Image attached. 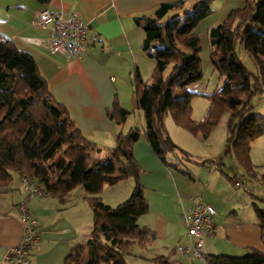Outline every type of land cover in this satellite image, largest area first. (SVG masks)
I'll return each mask as SVG.
<instances>
[{
	"label": "trees",
	"instance_id": "1",
	"mask_svg": "<svg viewBox=\"0 0 264 264\" xmlns=\"http://www.w3.org/2000/svg\"><path fill=\"white\" fill-rule=\"evenodd\" d=\"M35 1L48 4L50 0ZM240 1L239 7L207 30L208 60L221 86L220 94L211 95V106L200 121L190 117L193 92L187 88L201 77L200 46L193 30L211 13V0L164 2L151 14L133 18L142 31L140 50L153 61L151 74L144 81L135 71L131 108L114 101L105 114L120 128L134 110L140 111L143 127L125 133L118 130L111 148H101L79 133L68 109L48 92L32 56L0 35V193L15 176L34 179L59 202L75 187L82 189L91 213L89 234L85 242L69 249L63 264H126L124 257L133 245L145 247L154 241V231L137 224L147 211L138 181L140 169L132 153L139 137L165 168H174L181 160L211 166V161L194 159L174 144L164 128L166 114L189 134L205 137L216 123L217 112L228 108L226 150L216 162L231 149L246 183L264 181L248 154L250 143L264 134V118L246 116L251 99H264V0ZM236 44L253 60V73L237 59ZM126 178L132 179L133 187L122 202L111 206L97 196L104 186ZM233 178H228L231 183ZM251 205L262 249L247 248L241 256L209 254L205 264H264V207ZM173 254L170 250L150 261L183 264L180 259L170 260Z\"/></svg>",
	"mask_w": 264,
	"mask_h": 264
},
{
	"label": "crops",
	"instance_id": "2",
	"mask_svg": "<svg viewBox=\"0 0 264 264\" xmlns=\"http://www.w3.org/2000/svg\"><path fill=\"white\" fill-rule=\"evenodd\" d=\"M175 1L178 0H50L48 4H40L35 0H0V35L32 56L39 73L46 80L48 92L68 109L79 133L101 148H111L115 145L118 130L125 133L132 128L143 127L140 111L137 113V123L127 125V119L120 128L105 114L114 101L128 109L126 105L130 103L133 74L137 71L142 77L145 72L141 69L146 70L151 61L140 50L142 31L133 18L151 14L160 3ZM241 4L240 0H211V14L221 21L229 10ZM43 9L60 12L64 16H78L87 24V35L94 36L95 42H89L83 54L71 59L52 51L49 46L51 26L31 25L35 14ZM195 88L194 83L187 90L192 92ZM163 120L166 125L165 116ZM174 128L175 138H171L167 132L168 136L174 144L189 152L192 143L188 135ZM178 135L187 143L189 141V147L175 140ZM194 137L203 140L199 133ZM132 153L140 169L138 181L147 204V211L138 217L137 224L152 229L155 234L151 244L139 247L146 254L132 258L152 264L150 260L153 257L166 256L176 244L184 242L183 225L179 228L182 223L180 214L189 206L191 196L187 198L183 190L179 189L172 174L173 168L162 166L142 137L134 143ZM102 155L103 152H99L98 156ZM187 173L185 175L182 171L185 178L192 179L191 172ZM132 187V179H122L113 185L104 186L97 196L105 204H117L128 197ZM222 193L229 191L224 189ZM85 195L80 187H75L63 202L49 195L34 196L25 201V206L36 219L39 234L30 248L29 264H63L69 249L85 242L91 224ZM195 197L202 200L203 196L199 193ZM22 200V186L19 177L15 176L8 189L0 193V264H3L9 249L21 241L22 223L17 205ZM212 201L213 196H208L206 203L213 206ZM221 201L218 210L214 208L215 216L217 211L218 216L223 212L225 215L219 221L215 220L211 234L205 239L214 238L216 242H222L219 245L233 251L246 252L247 248L261 250L257 218L252 206L251 211L247 207L243 210L227 200ZM242 210L243 213L239 215ZM216 228L219 234H216ZM232 250L216 253L219 250L215 243L206 247L203 243L205 256L231 255ZM175 255L174 251L170 260L180 259L175 258ZM197 261L205 264L203 260Z\"/></svg>",
	"mask_w": 264,
	"mask_h": 264
},
{
	"label": "rangeland",
	"instance_id": "3",
	"mask_svg": "<svg viewBox=\"0 0 264 264\" xmlns=\"http://www.w3.org/2000/svg\"><path fill=\"white\" fill-rule=\"evenodd\" d=\"M220 21L216 19V15H212L211 13L202 18L195 26L194 32L197 34L198 42L200 46V50L198 52V56L200 59V70H201V77L200 79L195 83L196 88L193 93L189 97V105H190V117L194 121H200L201 119L206 116L212 102V97L217 96L220 94V86H221V78H219L218 74L213 70L211 67L209 60H208V40H207V31L206 34H204L205 30L209 29L212 26H215ZM209 26V27H208ZM205 38V40L203 39ZM235 54L239 62L243 65V67L249 71L254 72L255 71V64L253 60L248 56V54L238 45H235L234 48ZM152 61V60H151ZM149 61V66L152 64L153 61ZM148 66V67H149ZM151 67L142 68V72H145L143 74L142 80L147 81L151 74ZM132 91V87H131ZM190 92V91H189ZM174 93L177 95L179 94L178 90H175ZM213 94V95H212ZM212 95V97H211ZM264 99H251L250 105L251 108L246 112L247 115H258L264 118ZM262 104V105H261ZM126 107L128 109L131 108V104L127 103ZM138 111L134 110L133 113L130 115L128 120L126 121V124L129 123L135 124L137 123V115ZM229 109L228 108H222L217 112V118L216 123L213 127L210 128L209 132L206 134L205 137L202 136L201 133H199L200 136H202L203 140H199L198 138H195L194 135L189 134L186 130H183L182 128L175 126L173 124L172 119L168 114L165 115L166 119V125H164V128L166 132L174 137V132L172 128L177 129V131H180L181 133H185V135H188L189 141L192 143L190 146V151L188 152L192 158L197 160H209L211 161V166H202L195 162H188L181 160L177 163V165L172 169V174L174 175V178L179 186V189L183 190L184 194L188 198L191 196V198H194L195 195H198L201 193L202 200L206 202V199L208 196H213L212 204L214 208L218 210L220 203H222L221 199L223 201L227 200L231 202L232 204H236L238 208H243V210L246 209L250 210L251 204H256L259 208L264 207V181L263 182H252L249 185V191L246 193L241 187H234L233 183L230 184V181L228 178L235 177L239 174V167L238 164L235 162L233 154L226 153L222 161L220 163H217L216 161L222 157L224 151L226 150V137L228 135L227 129H226V123L229 117ZM164 122V120H163ZM126 125V126H127ZM172 127V128H170ZM178 143H182L184 146L189 147V141L183 140L182 137H177L175 139ZM203 141V142H202ZM231 147V146H230ZM249 158L250 161L253 163V165H256L258 168V173L264 174V134L258 136L255 138L249 145ZM220 169V170H218ZM183 172H191L192 179H187L182 174ZM222 171V172H221ZM228 190L229 193H222L223 190ZM229 195V196H228ZM126 199V198H125ZM125 199H121L118 201L119 203L122 202ZM118 204V203H117ZM108 205V204H107ZM116 204L113 203L111 206H115ZM244 206V207H243ZM252 208V207H251ZM243 210L239 213L241 215L243 213ZM251 211V210H250ZM217 215L215 216V220L219 221L220 218L224 217V212L221 213V216H218V211L216 212ZM216 225L218 226L217 222ZM182 223L179 224V228H181ZM216 226V227H217ZM218 228H216V234H219ZM218 238V235H217ZM205 247L206 245H212L213 243L216 244V248L219 251L218 252H225L232 249H226L222 245L221 241H217L212 239H205L204 241ZM221 243V245H219ZM183 244V243H182ZM232 256H241L245 252H240V250L233 251ZM145 250L133 245L130 250L129 254L125 255V261L127 264H148L146 261H140L133 259L137 258L139 255H145ZM165 254V253H162ZM226 254V253H224ZM227 255H230L227 253ZM175 258H180L181 261H183L185 264H204L203 262H198L197 260L188 257L186 255H181L176 253Z\"/></svg>",
	"mask_w": 264,
	"mask_h": 264
},
{
	"label": "built area",
	"instance_id": "4",
	"mask_svg": "<svg viewBox=\"0 0 264 264\" xmlns=\"http://www.w3.org/2000/svg\"><path fill=\"white\" fill-rule=\"evenodd\" d=\"M31 25L33 27L50 25L49 46L52 51L63 54L66 59L79 57L86 51L89 42H95L94 36L87 35V24L76 15L64 16L60 12L43 9L35 14ZM19 182L24 193V200L17 205L22 223V237L18 245L9 249L3 264H29L30 248L39 238L36 219L25 206V201L34 196L46 195L45 191L34 179L21 176ZM233 186L241 187L246 193L249 191V185L240 173L233 180ZM180 219L185 240L183 244H176L174 251L193 259L203 260L204 239L211 234L215 222L214 207L198 197L190 198V204L181 212Z\"/></svg>",
	"mask_w": 264,
	"mask_h": 264
}]
</instances>
